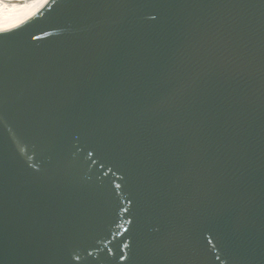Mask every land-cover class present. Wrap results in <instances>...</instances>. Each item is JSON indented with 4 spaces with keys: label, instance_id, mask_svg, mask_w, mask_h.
<instances>
[{
    "label": "water",
    "instance_id": "water-1",
    "mask_svg": "<svg viewBox=\"0 0 264 264\" xmlns=\"http://www.w3.org/2000/svg\"><path fill=\"white\" fill-rule=\"evenodd\" d=\"M0 264H264V0L0 14Z\"/></svg>",
    "mask_w": 264,
    "mask_h": 264
},
{
    "label": "bare ground",
    "instance_id": "bare-ground-1",
    "mask_svg": "<svg viewBox=\"0 0 264 264\" xmlns=\"http://www.w3.org/2000/svg\"><path fill=\"white\" fill-rule=\"evenodd\" d=\"M49 0H0V14L27 13Z\"/></svg>",
    "mask_w": 264,
    "mask_h": 264
}]
</instances>
